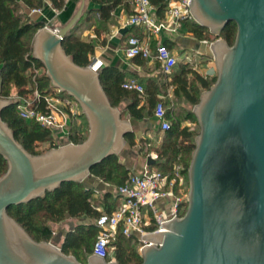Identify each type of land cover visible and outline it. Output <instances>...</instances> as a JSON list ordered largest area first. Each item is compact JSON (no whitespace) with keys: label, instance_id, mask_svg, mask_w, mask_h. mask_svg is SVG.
<instances>
[{"label":"water","instance_id":"95a60500","mask_svg":"<svg viewBox=\"0 0 264 264\" xmlns=\"http://www.w3.org/2000/svg\"><path fill=\"white\" fill-rule=\"evenodd\" d=\"M86 0L64 25H43L33 38L55 87L79 102L89 132L30 152L2 117L14 99L0 96V154L8 169L0 176V264H119L91 253L87 262L51 240H37L8 212L14 204L43 196L66 181H83L105 158L119 154L134 131L110 100L100 71L78 64L63 46L81 18ZM195 21L218 35L237 24L233 44L210 42L217 79L193 107L200 130L189 166L185 213L144 235L140 264H264V0H191ZM156 163L148 156L147 164Z\"/></svg>","mask_w":264,"mask_h":264},{"label":"trees","instance_id":"16d2710c","mask_svg":"<svg viewBox=\"0 0 264 264\" xmlns=\"http://www.w3.org/2000/svg\"><path fill=\"white\" fill-rule=\"evenodd\" d=\"M51 1L58 9L63 8L66 3V0ZM95 1L99 2L100 6L91 11L97 10L102 19H108L112 10L124 0ZM126 1L132 2V0ZM151 2L156 7L157 16L163 18L168 0H151ZM23 3L30 8H40L43 6L44 0H0V96L5 98L13 95H32L36 82L42 94H49L55 88L46 72L39 74L36 77V82L30 72L33 61L43 66V63L33 56V38L44 23L33 22L24 11ZM81 19L79 20L81 21ZM79 20L64 38L63 46L78 64L89 65L92 61L91 56L95 51L96 40L82 39L77 35ZM186 27L188 31L201 40L209 39V37H212V39L223 37L227 42L233 44L237 35L235 21L227 23L218 35L212 34L208 27L199 24L195 20L186 22ZM164 43L170 47V40L167 39ZM134 57L141 56L136 55ZM182 63L186 67L188 66V63ZM187 72H191L190 75H187ZM100 78L114 105L119 106L123 99L126 97L131 98V103L122 109L123 117L127 111L136 119L145 117L147 113L146 106H138L140 93L136 90L126 89L121 84L124 79L122 70L114 65L103 66L100 69ZM216 79L217 75L209 77L191 67L186 68L173 79L174 93L177 98H183L194 105L198 103L201 92L208 89ZM152 89L149 101L154 109L158 99V86L153 85ZM19 101L18 98H14L13 103L2 110V117L13 129L15 137L32 153H40L37 150L39 143L58 146L59 143L54 131L50 127L35 119L27 120L20 116L17 111ZM42 105V103L39 104V107H43ZM153 109H150L148 114L154 115ZM188 113H190L189 116H194L198 122L193 110ZM179 115L180 113H175L174 110L173 112L167 111L171 126L167 130H162L164 140L161 144L156 145L155 150L158 153L156 163L150 164V166L157 165L162 171L172 172L175 163L180 162L184 166L185 178L189 180L188 171L196 146L195 136L197 132L190 123H183ZM87 135L78 134L71 129L69 139L78 142L81 138H86ZM126 139L130 144H136L135 132L128 133ZM7 169V159L0 154V176ZM130 173V169L120 161L119 154H113L105 158L91 169V174L118 185L122 184ZM94 198L96 197L93 189L85 187L83 181H66L56 189L48 190L43 196L10 206L8 212L37 240H51L53 228L50 222H61L68 216L87 215L93 218L92 221L79 223L75 228L69 230L60 245L64 252L72 253L80 261L86 263L89 254L93 253V245L99 232L97 218L102 213L97 208L99 199L95 200ZM116 207L106 206L105 211L112 212ZM39 213L44 219H39ZM93 238L95 239L91 246ZM138 241L137 235L127 236L120 228L114 240V257L109 256L108 259L113 257L119 264H140L143 257L141 252L135 249Z\"/></svg>","mask_w":264,"mask_h":264},{"label":"built area","instance_id":"2783aa9c","mask_svg":"<svg viewBox=\"0 0 264 264\" xmlns=\"http://www.w3.org/2000/svg\"><path fill=\"white\" fill-rule=\"evenodd\" d=\"M191 0H168L165 8V16L159 18L156 7L151 0H132L133 12L126 20V25L138 26L143 31V36L131 35L127 40L125 53L129 57L140 55L143 58L158 60L164 72L171 73L178 64L179 58L173 50L161 39L156 46L152 40L161 38L163 32H175L181 28V23L195 20L190 10ZM187 60L191 57L187 54ZM90 66L97 71L104 65L100 56H93ZM44 66L33 61L30 72L36 82V77ZM217 75V68L206 72L205 76ZM126 89L136 90L141 95L145 92L144 84L136 77H128L122 81ZM14 99V97H11ZM20 101L17 111L27 120H37L52 130L63 129L69 125V119L76 116L79 102L70 98L65 91L55 87L49 94H42L37 82L34 92L30 96L16 95ZM43 107H39V104ZM167 106L161 97L157 100L153 112L160 122L161 130H167L171 122L167 117ZM70 131L67 133L70 135ZM184 166L176 162L172 172L160 169H152L146 165L144 171L131 172L126 180L118 185V192L122 202L112 212H102L97 218L99 232L96 236L93 252L108 259L111 256V248L114 245L115 236L121 228L127 236L137 235L141 248L148 242L142 235L164 229L163 221L176 216H182L188 206L189 195H182L185 174ZM160 202L165 204L162 206ZM114 259L113 257L108 260Z\"/></svg>","mask_w":264,"mask_h":264},{"label":"crops","instance_id":"0c3cea01","mask_svg":"<svg viewBox=\"0 0 264 264\" xmlns=\"http://www.w3.org/2000/svg\"><path fill=\"white\" fill-rule=\"evenodd\" d=\"M81 2L82 0H80L77 4L76 0H66L65 6L58 9L54 6L51 0H44L43 6L40 8H30L24 3L23 8L33 22H43L44 25L56 28L64 25L71 19V17L78 10ZM99 6L100 3L95 0H86L82 19L78 26L77 35L82 39L96 40L95 51L91 58L95 55L100 56L104 61L103 66H117L123 71L124 79L128 77H136L145 86L146 91L144 94H139L140 101L138 106L145 105L147 113L145 117L137 119L139 123L134 126L136 144L132 145L129 142H126L121 150V155L119 156L120 161L130 169V172H142L147 165V158L149 155H147L146 158L143 157L140 148L137 147L139 139L141 137L155 139L164 136L163 131L160 129L159 120L155 118L154 115L148 114V111L153 109V105L149 101L153 85L158 86L157 98L159 99L162 97L164 99L169 111L173 112L174 110L175 113L180 114L185 110L187 113L190 112V110H193L195 104L192 105L187 101V103L183 104L184 107H186L185 109H177L176 107L173 108V97L177 98L174 93L175 85L173 83V79L184 69H188L190 67L205 75L206 72L212 70L214 67V63L211 60L212 52L210 54H205L207 57L205 66L198 65L197 62L193 64L194 54L197 53L198 46L201 41L205 42V40L198 39L192 32L188 31L186 25L184 26L187 30L183 34L178 31L170 33L163 32L161 38L152 40L153 46H156L160 39L163 42L168 39L170 40V48L179 58V62L174 67L173 71L171 73H166L163 71L158 60L143 57H129L125 53L127 40L131 35L143 36V31L140 27L126 25V20L134 9L132 2L124 0L112 10L111 16L108 19H102L97 10L91 11ZM187 54L192 58L191 61L185 58ZM182 62L188 63V66L186 67ZM190 73L191 72H187V75H190ZM130 103L131 98L126 97L120 104H123L124 107L122 109H124ZM127 113L128 118H134L130 115L129 111H127ZM71 129L74 132L83 135H86L89 132L88 120L81 106L78 108L77 115L72 116L69 119V125H66L63 129L58 128L53 130L57 141H71L67 133V131ZM150 156L155 158L156 153L153 152ZM150 167L155 169L157 165ZM83 182L85 187L93 189L94 196L99 199L97 208L102 212H106V206L116 207L122 202V197L118 192V184L105 180L94 174L88 175ZM164 204V202H160V205L163 206ZM92 220L93 218L87 215L79 217L68 216L64 222L52 225L53 236L51 241L60 246L69 230L75 228L79 223H88Z\"/></svg>","mask_w":264,"mask_h":264},{"label":"rangeland","instance_id":"374dc122","mask_svg":"<svg viewBox=\"0 0 264 264\" xmlns=\"http://www.w3.org/2000/svg\"><path fill=\"white\" fill-rule=\"evenodd\" d=\"M76 2H77V4L80 2V0H76ZM82 18V17H81ZM80 21V20H79ZM181 28H179L178 29V32L179 33H185L186 32V28H185V26H183V24L181 23ZM78 29V28H77ZM166 33V32H165ZM168 33V32H167ZM170 33V32H169ZM213 40H215V39H212V37H209V39H205V42H203V41H201V43L199 44V46H198V50H197V53L196 54H194V61H193V64L195 63V62H197V64L198 65H201V66H205V64H206V59H207V57H206V55L205 54H210L211 53V49H210V42L211 41H213ZM208 41V42H207ZM207 42V43H206ZM211 60H212V62L214 63V66H215V62H214V58H213V56L211 57ZM46 72V69L45 68H43L42 70H41V73L40 74H43V73H45ZM65 93L70 97V98H72V99H74L76 102H78L77 100H76V98L73 96V95H70L67 91H65ZM11 97H14V98H16V95H13V96H11ZM174 98V100L172 101L173 102V108H177V109H179V108H186V107H184V103H187L183 98H175V97H173ZM119 107L122 109L124 106H123V104H120L119 105ZM190 114V113H189ZM189 114L186 112V110L184 111V112H182L180 115H179V117H180V120H182L183 121V123L184 122H188V123H190L191 124V126L194 128V130L198 133L199 132V130H200V127H199V124H198V122L196 121V118L194 117V116H189ZM124 118H128V113L127 112H125V115H124ZM128 119H130L131 120V122H132V124H133V127L134 126H136V125H138V123H139V121L137 120V119H135V118H128ZM62 136H63V134H62ZM163 140H164V138L163 137H159V138H155V139H151V138H149V137H141L140 139H139V141H138V148H140V150H141V153H142V155H143V157L144 158H146V156L147 155H150L151 153H153V152H155L156 153V156H155V158H157V152H156V150H155V147H156V145H158V144H161L162 142H163ZM66 142V141H65ZM65 142H61V141H58V143H59V145L60 144H62V143H65ZM50 147H52V146H50V144L49 143H39L38 145H37V150H39L40 152H43V151H45V150H47V149H49ZM121 155V152L119 153V156ZM155 169H159V167H156ZM188 193H189V180H188V178L186 179L185 178V180H184V182H183V192H182V195H188ZM95 200H98V197H96V198H94ZM38 216H39V219H44L43 218V216L39 213L38 214ZM65 220V219H64ZM64 220L63 221H61V222H64ZM77 220V219H76ZM61 222H50L51 223V225H55V224H60ZM67 222V221H66ZM74 222V221H73ZM62 224H65V223H62ZM94 239L95 238H93L92 239V241H91V246L93 245V242H94ZM135 249H137V250H139L140 251V248H139V244L137 243L136 245H135ZM114 250H115V246L113 245V247L111 248V256H113L114 257Z\"/></svg>","mask_w":264,"mask_h":264}]
</instances>
